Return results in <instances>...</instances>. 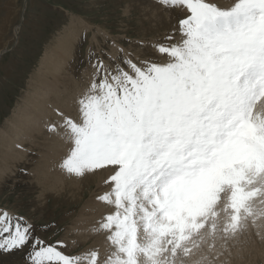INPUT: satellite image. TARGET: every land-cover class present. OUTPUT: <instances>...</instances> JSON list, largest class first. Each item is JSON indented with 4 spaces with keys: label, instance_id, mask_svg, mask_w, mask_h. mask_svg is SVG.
<instances>
[{
    "label": "snow or ice",
    "instance_id": "6c2138e0",
    "mask_svg": "<svg viewBox=\"0 0 264 264\" xmlns=\"http://www.w3.org/2000/svg\"><path fill=\"white\" fill-rule=\"evenodd\" d=\"M158 3L182 12L158 56L97 60L78 117L58 113L61 167L110 173L97 196L110 211L92 229L108 247L74 253L0 209L3 252L27 250L26 264H229L240 236L264 235V0Z\"/></svg>",
    "mask_w": 264,
    "mask_h": 264
},
{
    "label": "rangeland",
    "instance_id": "374dc122",
    "mask_svg": "<svg viewBox=\"0 0 264 264\" xmlns=\"http://www.w3.org/2000/svg\"><path fill=\"white\" fill-rule=\"evenodd\" d=\"M8 1L0 0V16L8 11L0 21V50H6L0 57V134L6 133L10 117L32 92V75L53 44L51 42L58 34H65L73 19L87 24L79 35L69 68L72 71L75 68L78 75L95 72L93 65L97 60L111 65L121 57L134 61L149 58L150 54H140V51L146 46L154 50L152 45L163 42V32L158 36L159 31L153 25L155 22L150 21L144 11L149 1L158 0H10V6L14 2L11 7L6 6ZM25 146L29 148L28 143ZM29 151L23 161L21 159L16 164L14 175L10 173L0 182V209L24 217L34 225L36 236L49 242L65 241L74 253L93 247L104 251L108 247L106 240H80V237L93 236L94 239L95 235L105 238L104 234H97L92 229L110 209L97 198L94 209H82L93 192L98 196L107 190V186L98 189L93 181L85 184L83 189L71 191L70 184L63 181L59 192L55 188L43 192L34 172L36 161L42 158L41 152L37 149ZM56 179L60 183L61 178ZM77 221L81 228L77 229ZM73 240L76 245L71 244ZM26 252L0 250V264H26ZM251 259L248 264H264V256L261 257L260 253Z\"/></svg>",
    "mask_w": 264,
    "mask_h": 264
},
{
    "label": "bare ground",
    "instance_id": "6f19581e",
    "mask_svg": "<svg viewBox=\"0 0 264 264\" xmlns=\"http://www.w3.org/2000/svg\"><path fill=\"white\" fill-rule=\"evenodd\" d=\"M215 1H218V5L222 7H228L232 3V0ZM144 8L148 19L155 22L153 25L159 31L158 36L163 32V41L173 31L178 19L182 18L180 9L163 8L157 1H149L148 6ZM86 26L87 24H81L79 20L73 19L65 29V34L63 36L58 34L57 39L51 42L53 44L51 46L49 44L50 47L43 55L35 74L32 75L30 85L32 92L28 96L26 95L22 105L18 106L16 114L10 117L12 119L8 122L6 133L1 132L0 134V182L5 177L8 178L10 173L14 175L16 164L21 159L23 161L24 156H27V151L37 149L41 152L39 155L42 160L36 161L37 167L34 172L36 181L41 185L43 192L54 188V190H58L60 184L62 185L66 181L70 184L68 187L71 191L83 189L85 184L89 185L93 181L98 189L107 186L105 180L110 175L108 171L98 170L95 173L77 177L69 175L61 167L63 159L67 156L69 144L65 141L59 128L63 121L58 113L73 118L78 117L77 99L87 90L94 75V72L91 71L78 75L74 67H72L73 71L69 69L74 58L77 40ZM18 29H16L17 34ZM5 51V49L0 50V57ZM141 53L158 56L156 50H151L148 46L142 52L140 51ZM64 73L66 74L64 75ZM261 104H264V100L260 101L259 110ZM52 125L57 126V131H50ZM36 139L37 141H35ZM27 143L29 148L25 146ZM56 178H61L60 183H57ZM96 198L97 194L93 192L90 200L85 202L82 211L94 209V205H97ZM78 221L77 229L81 228ZM94 237V239L93 236L80 237V240L90 238L98 242L106 240L103 237L95 235ZM258 253L261 257L264 256V235H257L254 229H249L247 233L240 236L238 241L233 243L230 252L221 257V260L227 259L229 264H248V261L251 258L254 259Z\"/></svg>",
    "mask_w": 264,
    "mask_h": 264
},
{
    "label": "crops",
    "instance_id": "0c3cea01",
    "mask_svg": "<svg viewBox=\"0 0 264 264\" xmlns=\"http://www.w3.org/2000/svg\"><path fill=\"white\" fill-rule=\"evenodd\" d=\"M6 6H9V7H11V6H14V2H11V6H10V0L7 2V5ZM13 10H14V8H13ZM7 14H8V11L5 13V17L7 16ZM4 16L2 15V16H0L1 17V19H0V21L4 18Z\"/></svg>",
    "mask_w": 264,
    "mask_h": 264
}]
</instances>
